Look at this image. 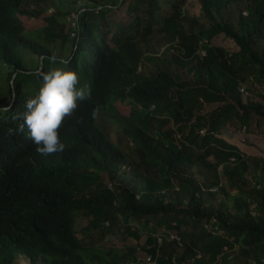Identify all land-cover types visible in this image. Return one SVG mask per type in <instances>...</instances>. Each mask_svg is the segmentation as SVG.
Returning <instances> with one entry per match:
<instances>
[{
    "label": "trees",
    "instance_id": "16d2710c",
    "mask_svg": "<svg viewBox=\"0 0 264 264\" xmlns=\"http://www.w3.org/2000/svg\"><path fill=\"white\" fill-rule=\"evenodd\" d=\"M197 2L202 18L189 0H0V264H264V158L222 136L264 121L251 88L264 80V0ZM125 5L128 22L112 19ZM20 16L46 25L27 32ZM221 35L238 49L213 45ZM51 68L89 95L58 129L64 148L43 156L13 117ZM116 234L146 235L145 257L98 246Z\"/></svg>",
    "mask_w": 264,
    "mask_h": 264
},
{
    "label": "rangeland",
    "instance_id": "374dc122",
    "mask_svg": "<svg viewBox=\"0 0 264 264\" xmlns=\"http://www.w3.org/2000/svg\"><path fill=\"white\" fill-rule=\"evenodd\" d=\"M161 6H162V11H160L161 14L159 13V16L157 18L159 22L162 20L163 16L164 15L166 16V14H168L170 11V7L167 3L163 2ZM241 10L247 11L246 7L244 6L243 7L241 6ZM186 11L190 16L202 18L201 8L197 0H189V4L186 7ZM75 15L76 14H73L71 16V19H73ZM20 18L24 22L27 32H33L38 29H42L46 25V23L42 19H33L27 16H20ZM111 18L116 21L128 22L126 5L119 9H115L114 12L111 14ZM156 37L157 35L155 36V38ZM212 44L216 46L224 47L226 50L230 52L238 49L232 40L225 38L223 35L214 38ZM3 85L6 86V84ZM251 88L255 93L264 94V80L261 83H254ZM252 100L260 101L259 98H255V97ZM116 107L120 111V114L122 116L125 115L126 117H128L131 113V107L129 104H121L117 102ZM108 111L113 112V107L109 106ZM137 111L139 114L141 115L143 114L141 109L138 108ZM97 123L102 129L107 131L109 136L110 133L112 134L111 136L118 146H120L123 149L127 148L128 145L127 137L124 135H120L121 127L119 121H117L116 118L106 117L105 114L103 115V113L99 112L97 117ZM222 136L226 141L237 146L244 154L249 156H258L264 158V121L253 119L249 127L244 128L240 125H237V128L234 130L227 129L226 131H224ZM222 182H223V186H225L226 182L224 179ZM232 193L236 195V192L233 191ZM221 198H223L222 195L217 196L218 201H220ZM88 224H89V220L85 218L83 214L79 213L76 216L74 225L76 231L78 232L79 238H82L84 236L83 229L87 227ZM91 239L96 240L98 239V236L94 234L91 236ZM145 241H146V235H143L141 241L136 242V240H134L129 236L116 234V235L107 236L103 240H98L97 244H99L98 246L102 249L117 248L123 250V252L127 251L129 247H136L138 257L144 258L145 248H147ZM152 263H153L152 260H149L147 262V264H152ZM13 264H32V262L29 258L25 257L24 255L18 254L16 255V259L14 260ZM40 264H45V263L41 262Z\"/></svg>",
    "mask_w": 264,
    "mask_h": 264
},
{
    "label": "clouds",
    "instance_id": "9594fccd",
    "mask_svg": "<svg viewBox=\"0 0 264 264\" xmlns=\"http://www.w3.org/2000/svg\"><path fill=\"white\" fill-rule=\"evenodd\" d=\"M51 62L55 63L54 57ZM88 95L89 85L82 84L75 71L49 69L41 76L38 92L24 99V111L13 117L22 118L17 131L25 133L38 154L47 156L61 151L64 144L60 141L58 129L77 107V102Z\"/></svg>",
    "mask_w": 264,
    "mask_h": 264
},
{
    "label": "built area",
    "instance_id": "2783aa9c",
    "mask_svg": "<svg viewBox=\"0 0 264 264\" xmlns=\"http://www.w3.org/2000/svg\"><path fill=\"white\" fill-rule=\"evenodd\" d=\"M202 54H204V53H202ZM244 91V89H241V92H243ZM232 161H234V158H232ZM149 261V260H148Z\"/></svg>",
    "mask_w": 264,
    "mask_h": 264
}]
</instances>
